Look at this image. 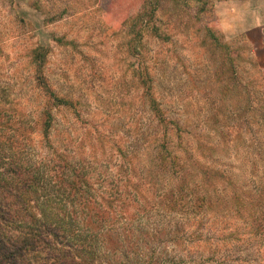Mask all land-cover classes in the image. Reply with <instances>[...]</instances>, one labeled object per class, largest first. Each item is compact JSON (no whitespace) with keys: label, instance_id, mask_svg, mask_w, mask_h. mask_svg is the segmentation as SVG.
Listing matches in <instances>:
<instances>
[{"label":"rangeland","instance_id":"374dc122","mask_svg":"<svg viewBox=\"0 0 264 264\" xmlns=\"http://www.w3.org/2000/svg\"><path fill=\"white\" fill-rule=\"evenodd\" d=\"M142 3L0 0V104L38 119L46 98L33 58L43 48L46 83L75 105L53 109L48 143L31 134L29 158L105 165V187L90 190L105 209L120 182L137 194L113 202L99 253H85L93 264H264V240L233 197L264 184V0H158L147 21ZM146 71L164 123L145 97ZM163 141L223 173L212 204L161 207L173 185L154 158Z\"/></svg>","mask_w":264,"mask_h":264},{"label":"trees","instance_id":"16d2710c","mask_svg":"<svg viewBox=\"0 0 264 264\" xmlns=\"http://www.w3.org/2000/svg\"><path fill=\"white\" fill-rule=\"evenodd\" d=\"M157 2L143 0L146 21L152 17ZM40 50L43 48L34 50L33 59L38 61L36 79L43 86L46 99L38 119L31 125L24 121L23 112L0 104V264H93L94 260L91 262L85 253L90 258L99 253L100 233L113 223L111 215L116 214L113 202L130 199L135 194L123 189L120 182L113 186V191H107L109 200L115 201L108 202L105 209L96 193L90 191L95 183L105 187V165L96 167L85 158L67 161L59 153L38 160L29 158L28 152L34 144L31 134L37 131V135H42L41 141L48 143L53 109L75 105L67 104L69 100L46 83L41 63L44 53H39ZM151 82L146 71L141 77L145 97L153 115L164 123V111L153 95ZM14 115H20L18 121L11 119ZM133 154L123 153L125 161L132 162L136 157ZM154 158L160 176L168 174L173 180V185L159 198L168 214H183L190 208L192 199L194 209L213 203L212 196L218 189L216 181L219 177L223 179V173L190 156L183 160L169 149L166 141ZM244 195L247 197L241 193L233 196L234 209L244 215L247 212L252 232L264 240V184ZM220 196L217 194L216 199ZM105 237L111 244L117 243L111 234Z\"/></svg>","mask_w":264,"mask_h":264}]
</instances>
